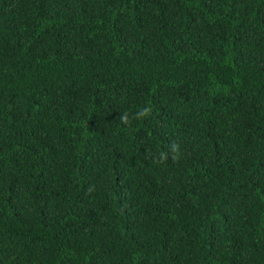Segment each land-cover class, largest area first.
Instances as JSON below:
<instances>
[{
  "label": "trees",
  "instance_id": "trees-1",
  "mask_svg": "<svg viewBox=\"0 0 264 264\" xmlns=\"http://www.w3.org/2000/svg\"><path fill=\"white\" fill-rule=\"evenodd\" d=\"M0 264H264V0H0Z\"/></svg>",
  "mask_w": 264,
  "mask_h": 264
},
{
  "label": "clouds",
  "instance_id": "clouds-1",
  "mask_svg": "<svg viewBox=\"0 0 264 264\" xmlns=\"http://www.w3.org/2000/svg\"><path fill=\"white\" fill-rule=\"evenodd\" d=\"M148 112H149V109L145 107V108L140 109V110L136 113V116H137V117H141V116L146 115ZM128 118H129V117H128V114H127L126 112L120 116V119H121L122 121H125V122L128 120Z\"/></svg>",
  "mask_w": 264,
  "mask_h": 264
}]
</instances>
